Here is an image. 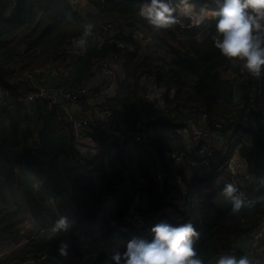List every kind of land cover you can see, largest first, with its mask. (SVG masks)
Here are the masks:
<instances>
[{
  "label": "trees",
  "instance_id": "obj_1",
  "mask_svg": "<svg viewBox=\"0 0 264 264\" xmlns=\"http://www.w3.org/2000/svg\"><path fill=\"white\" fill-rule=\"evenodd\" d=\"M178 1L192 4L196 11L202 9L205 13L199 20L203 22L190 25L187 19L177 20L167 29L156 30L140 14L143 0H89L94 11L85 15L72 10L68 0H0V83L9 92L6 102L0 105V264L58 253L62 239L69 244L68 253L79 256L74 264H103L109 249H123L129 239L142 237L124 220L129 205L126 190L114 186L124 185L120 147L93 133L101 151L92 160L83 159L73 147L67 121L44 102L37 103L30 114L17 100L16 88L8 85L18 72L65 58L62 45L81 34L85 24L132 21L150 30L163 49L152 47L155 53L142 54L141 46L129 35H115L99 45L87 46L84 54L75 59L71 72L54 82L56 86L73 88L83 83L97 60L119 51L116 42L121 40L129 45L124 53L126 76L106 105L128 107L126 118L130 122L154 111L138 96L141 74L152 76L159 87L175 86L169 111L192 107L210 114L242 111L231 100L219 72L230 60L219 53L212 41L213 13L220 0ZM172 41L178 46L174 47ZM152 130L159 150H183L169 123L157 120ZM236 135L233 147L262 187L249 198L242 197L244 205L234 212L230 201L224 207L216 203L212 176L190 185L192 212L199 217L194 223L200 232L195 247L206 262L264 221V119L252 115L249 126L240 128ZM106 155L115 157L117 165L111 163L116 165L112 169L104 164ZM151 164L152 157L144 150L138 158L139 177L142 184L148 185L149 194L155 195L154 206L158 209L162 193L150 179ZM24 215L30 216L35 232L16 241ZM62 215L68 216L71 225L67 232L54 234L52 227ZM93 247L106 251L93 254L89 251Z\"/></svg>",
  "mask_w": 264,
  "mask_h": 264
},
{
  "label": "built area",
  "instance_id": "obj_2",
  "mask_svg": "<svg viewBox=\"0 0 264 264\" xmlns=\"http://www.w3.org/2000/svg\"><path fill=\"white\" fill-rule=\"evenodd\" d=\"M169 2L176 9L174 15L179 22L187 19L190 25L197 23L194 14L181 13L178 4L173 0ZM13 7L12 5L11 10ZM126 23L109 20L97 24L84 49L74 46L75 38L81 34L67 39L61 47L65 58L41 65L36 70L19 72V75L16 73L8 85L15 86L17 100L26 106L30 114L34 113L37 103L44 102L67 121L73 147L83 159L92 160L101 151L93 133L101 135L105 142L120 147L124 185L117 183L114 186L126 190L129 205L124 220L138 230L142 237L151 239V226L161 220L172 224H181L188 220L194 224L198 221L199 217L192 212L190 185L196 184L201 178L213 177V187L217 189V195L221 194L226 182L233 183L246 199L262 187V183L249 171L246 160L238 155L233 143L237 138L236 131L247 128L252 115L256 114L264 119V76H251L242 69L238 61L231 60L221 66L219 72L227 84L230 98L242 111L210 114L205 109L195 107L169 111L168 106L174 97L175 86L159 87L152 76L141 74L138 78V96L143 103L151 105L154 111L151 114H142L134 122H130L126 118L130 112L128 107L106 105V100L115 95L118 83L126 76L124 53L129 45L117 40L119 51L97 60L83 83L73 88H62L54 84L57 79L71 72L75 59L84 54L87 46L99 45L114 37L111 34L113 30H118L117 33L126 31L125 34L131 36L140 46H159L150 30L138 23H134L132 27ZM158 49L162 50L163 47ZM30 74L37 76L38 81L47 83L32 90L24 88L19 81L25 77L30 78ZM8 94L6 87L0 83V105L6 102ZM157 120L174 127L183 150L157 148L156 135L152 130L153 123ZM144 150L152 157L150 179L162 193V203L158 209L154 206L155 195L149 194L148 185L142 184L139 177L138 158ZM114 158L106 155L104 164L108 169L117 165ZM34 232L33 228L32 233ZM240 237L243 238L241 243L244 242L242 247L236 241L206 264H215V259L222 254L231 253L237 256L239 252L240 255H247L252 264H264V221ZM99 250L106 251L99 247L93 250V254H97ZM15 264L65 263L58 252L30 256Z\"/></svg>",
  "mask_w": 264,
  "mask_h": 264
},
{
  "label": "clouds",
  "instance_id": "obj_3",
  "mask_svg": "<svg viewBox=\"0 0 264 264\" xmlns=\"http://www.w3.org/2000/svg\"><path fill=\"white\" fill-rule=\"evenodd\" d=\"M176 9L169 0H144L140 5V14L154 29H167L177 22ZM215 32L213 45L219 53L229 60L238 61L242 69L251 76H264V0H220L214 11ZM203 22L198 20L197 24ZM94 25L87 23L83 32L74 40V46L84 49L93 35ZM221 194L231 202L232 211L241 209L245 201L238 188L226 182ZM71 221L68 216H60L52 227L54 234L68 231ZM151 239L134 236L123 249H109L103 264H206L205 258L195 247L200 232L188 220L181 224H172L165 220L150 228ZM69 244L60 240L58 252L68 255ZM215 264H252L247 255L237 257L225 253L215 259Z\"/></svg>",
  "mask_w": 264,
  "mask_h": 264
},
{
  "label": "rangeland",
  "instance_id": "obj_4",
  "mask_svg": "<svg viewBox=\"0 0 264 264\" xmlns=\"http://www.w3.org/2000/svg\"><path fill=\"white\" fill-rule=\"evenodd\" d=\"M68 3H69V5H70L72 10H75L78 14H81V15H85V14H87L89 12L94 11V7L91 5L89 0H68ZM191 13L195 15V17L197 18V21H198L200 18H202L204 16L205 12L203 10H200L199 12L194 10ZM106 21H109V20H106ZM117 32H118V30H113V31H111V34H113L114 36L115 35H127V34H125V33H127L126 31H124L123 33H117ZM172 44H173L174 47L178 46V44L175 43L174 41H172ZM96 45H98V44H96ZM155 51L156 50H154V51L150 50L149 46H147V45H142L141 48H140V53H142V54L155 53ZM154 56H156V54ZM19 74L20 73L18 72L17 75H19ZM30 75H31L30 78L25 77L23 80L19 81L20 85H22L26 89L32 90L35 87H41L42 84H46L47 83V82H44V81H42V82L38 81L37 80L38 78L35 75H32V74H30ZM39 79H40V77H39ZM248 141H250V138H248ZM215 201H216V203L218 205L224 206L226 199H225V197L222 194H220V195L216 196ZM2 212H4V211L2 210ZM0 216H1V214H0ZM19 216H21V215L19 214ZM4 217H6V214L4 215ZM19 226H21L20 236L17 237L16 241H23L33 231V224L30 221V216L29 215H24L23 216V221L21 222V224ZM94 249L95 248L93 247V249H90L89 251L92 252ZM83 252L88 253V250H83ZM78 258H79V256H76V255L71 254V253H68L67 256H63V260H64L65 264H73V263H75V261H77Z\"/></svg>",
  "mask_w": 264,
  "mask_h": 264
},
{
  "label": "crops",
  "instance_id": "obj_5",
  "mask_svg": "<svg viewBox=\"0 0 264 264\" xmlns=\"http://www.w3.org/2000/svg\"><path fill=\"white\" fill-rule=\"evenodd\" d=\"M176 4L179 5V12L181 13H185V14H191V12H193L195 10V8L193 7L192 4L188 3V2H185V1H178V0H173ZM209 1H214V0H209ZM185 5V6H184ZM202 10V9H201ZM196 11V10H195ZM200 10H198L199 12ZM220 195V194H219ZM228 200L225 201V205L226 206L228 204ZM220 206V205H219ZM224 206H221V207H224ZM243 241V238L242 237H239V239L237 240V244L238 243H241ZM244 245V242L239 244L238 246L239 247H242ZM239 252V251H238ZM237 252V253H238ZM240 254V252L238 253ZM76 263V261H75ZM74 264V263H73Z\"/></svg>",
  "mask_w": 264,
  "mask_h": 264
},
{
  "label": "water",
  "instance_id": "obj_6",
  "mask_svg": "<svg viewBox=\"0 0 264 264\" xmlns=\"http://www.w3.org/2000/svg\"><path fill=\"white\" fill-rule=\"evenodd\" d=\"M126 24H127V26H129V27L134 26V22H132V21H128Z\"/></svg>",
  "mask_w": 264,
  "mask_h": 264
}]
</instances>
